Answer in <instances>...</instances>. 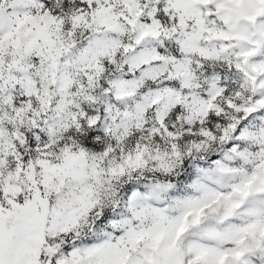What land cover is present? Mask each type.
Instances as JSON below:
<instances>
[{
  "label": "snow or ice",
  "instance_id": "6c2138e0",
  "mask_svg": "<svg viewBox=\"0 0 264 264\" xmlns=\"http://www.w3.org/2000/svg\"><path fill=\"white\" fill-rule=\"evenodd\" d=\"M0 264H264V0H0Z\"/></svg>",
  "mask_w": 264,
  "mask_h": 264
}]
</instances>
